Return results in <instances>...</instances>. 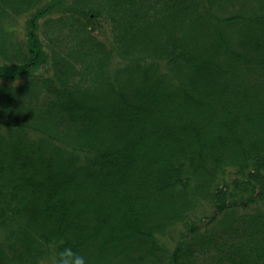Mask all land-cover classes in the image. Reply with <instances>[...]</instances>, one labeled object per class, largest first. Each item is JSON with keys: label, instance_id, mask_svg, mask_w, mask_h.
<instances>
[{"label": "trees", "instance_id": "trees-1", "mask_svg": "<svg viewBox=\"0 0 264 264\" xmlns=\"http://www.w3.org/2000/svg\"><path fill=\"white\" fill-rule=\"evenodd\" d=\"M264 264V0H0V264Z\"/></svg>", "mask_w": 264, "mask_h": 264}, {"label": "clouds", "instance_id": "clouds-1", "mask_svg": "<svg viewBox=\"0 0 264 264\" xmlns=\"http://www.w3.org/2000/svg\"><path fill=\"white\" fill-rule=\"evenodd\" d=\"M51 264H88L83 255L65 246L51 259Z\"/></svg>", "mask_w": 264, "mask_h": 264}]
</instances>
